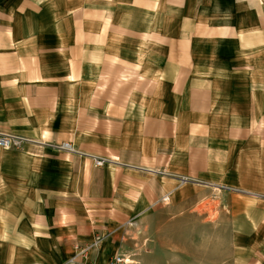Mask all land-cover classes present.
I'll use <instances>...</instances> for the list:
<instances>
[{
    "label": "crops",
    "instance_id": "1",
    "mask_svg": "<svg viewBox=\"0 0 264 264\" xmlns=\"http://www.w3.org/2000/svg\"><path fill=\"white\" fill-rule=\"evenodd\" d=\"M0 133V264H264V0H0Z\"/></svg>",
    "mask_w": 264,
    "mask_h": 264
},
{
    "label": "built area",
    "instance_id": "2",
    "mask_svg": "<svg viewBox=\"0 0 264 264\" xmlns=\"http://www.w3.org/2000/svg\"><path fill=\"white\" fill-rule=\"evenodd\" d=\"M26 142L27 140L20 136L0 133L1 150L20 149ZM54 148L58 151L69 154L78 153L71 142H62ZM91 160L93 166L96 168L102 167L106 162L104 158L91 157ZM167 200L168 198L166 196L161 199L163 202H166ZM102 239V236L96 235L89 243L75 245L72 256L62 264H99L91 259V253L96 252L99 249V244ZM134 258V255L129 253H117L107 262L100 264H140Z\"/></svg>",
    "mask_w": 264,
    "mask_h": 264
},
{
    "label": "rangeland",
    "instance_id": "3",
    "mask_svg": "<svg viewBox=\"0 0 264 264\" xmlns=\"http://www.w3.org/2000/svg\"><path fill=\"white\" fill-rule=\"evenodd\" d=\"M131 233H132L131 234V239H129V240H130V242H132V244H131V248L132 249H131V252H129V253H132L134 255V257H135L134 259L137 262H139L138 257H139V250H140L139 249L140 248V242H139L140 231L138 229L132 227ZM181 249H183V248H181ZM184 249H186V248H184Z\"/></svg>",
    "mask_w": 264,
    "mask_h": 264
}]
</instances>
